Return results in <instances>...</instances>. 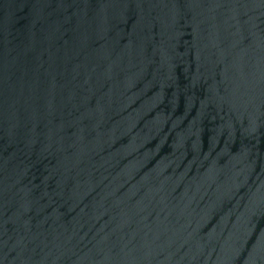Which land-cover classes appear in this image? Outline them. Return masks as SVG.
I'll use <instances>...</instances> for the list:
<instances>
[{
    "label": "water",
    "instance_id": "obj_1",
    "mask_svg": "<svg viewBox=\"0 0 264 264\" xmlns=\"http://www.w3.org/2000/svg\"><path fill=\"white\" fill-rule=\"evenodd\" d=\"M0 264H264V0H0Z\"/></svg>",
    "mask_w": 264,
    "mask_h": 264
}]
</instances>
